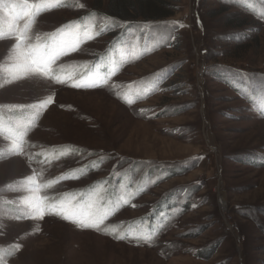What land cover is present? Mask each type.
Listing matches in <instances>:
<instances>
[{
  "label": "rangeland",
  "instance_id": "rangeland-1",
  "mask_svg": "<svg viewBox=\"0 0 264 264\" xmlns=\"http://www.w3.org/2000/svg\"><path fill=\"white\" fill-rule=\"evenodd\" d=\"M170 1L0 0V264H264V0Z\"/></svg>",
  "mask_w": 264,
  "mask_h": 264
},
{
  "label": "trees",
  "instance_id": "trees-1",
  "mask_svg": "<svg viewBox=\"0 0 264 264\" xmlns=\"http://www.w3.org/2000/svg\"><path fill=\"white\" fill-rule=\"evenodd\" d=\"M155 1V0H154ZM156 4H161V5H165V4H171L170 0H156ZM135 3L136 5H132V3ZM165 3V4H164ZM154 2H152V0H109V3L107 4V9L104 10V13H113V17L112 18H122L123 20H125V18L130 19V17L132 18H137V19H143L145 16L146 17V9L150 8L151 6H153ZM155 4V5H156ZM98 10V9H97ZM133 11H136V13H132ZM109 12V13H108ZM126 12V15H125ZM106 14V15H107ZM131 14V16L129 15ZM153 14V13H152ZM124 16V18H123ZM158 15L153 16V18H157ZM82 19V17H81ZM120 19V20H122ZM150 19V18H149ZM127 26V25H126ZM105 28H108L107 26ZM125 38H127V35L125 36V34L123 35V33L119 34V39L120 41L125 40ZM46 51L49 50L50 45L46 44ZM161 203V202H160Z\"/></svg>",
  "mask_w": 264,
  "mask_h": 264
},
{
  "label": "snow or ice",
  "instance_id": "snow-or-ice-1",
  "mask_svg": "<svg viewBox=\"0 0 264 264\" xmlns=\"http://www.w3.org/2000/svg\"><path fill=\"white\" fill-rule=\"evenodd\" d=\"M181 27H183V25H180ZM144 27H148V25H144ZM125 203H127V201H125ZM195 207V205H194ZM109 212L107 211H103L90 225L89 227L94 228L96 230H101L100 229V225H102L104 223V221L108 218ZM117 239H123L122 236H117Z\"/></svg>",
  "mask_w": 264,
  "mask_h": 264
}]
</instances>
